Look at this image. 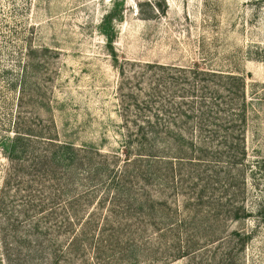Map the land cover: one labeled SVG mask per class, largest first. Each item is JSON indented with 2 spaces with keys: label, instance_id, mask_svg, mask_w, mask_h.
I'll use <instances>...</instances> for the list:
<instances>
[{
  "label": "rangeland",
  "instance_id": "1",
  "mask_svg": "<svg viewBox=\"0 0 264 264\" xmlns=\"http://www.w3.org/2000/svg\"><path fill=\"white\" fill-rule=\"evenodd\" d=\"M146 65L175 68L176 76L196 66L243 77L245 158L229 167L246 196L238 216L214 205L226 203L227 166L135 159L142 144L125 104L160 75ZM20 85L32 137L78 150L71 169L60 167L56 200L81 243L74 264H264V0H0V264H52L48 247L32 254L36 233L21 217V195L6 189ZM171 130L187 137L197 127ZM29 146L45 150L39 141ZM165 149L175 153L174 143ZM197 173L209 180L199 209L181 178L189 184ZM141 174L147 185L137 184ZM126 185L128 198L117 192ZM72 236L61 234L56 245Z\"/></svg>",
  "mask_w": 264,
  "mask_h": 264
},
{
  "label": "trees",
  "instance_id": "2",
  "mask_svg": "<svg viewBox=\"0 0 264 264\" xmlns=\"http://www.w3.org/2000/svg\"><path fill=\"white\" fill-rule=\"evenodd\" d=\"M146 67L159 70L161 73L150 76L149 87L143 89L144 97L137 93L140 90L137 89L134 95L128 96L125 104L127 111L125 118L136 124V142L142 144L135 159L138 162L161 161L168 165L177 162L189 167H196L202 163L227 166L228 172L224 177L226 183L220 193L226 197V203L221 204V200L218 199L214 205L219 210L231 207L235 216H238L239 212L245 210L240 203V197L245 199L246 196L240 185H236L229 167L238 166V162L245 158L244 135L249 101L243 77L200 70L196 66L188 70V76L172 74L175 68L166 69L156 65ZM17 102L18 112L11 127L13 137L7 151V158L11 165L13 164V168L8 176L6 189L12 192L11 187L15 185L14 196L21 195V217L27 219V223L29 222L36 233L34 239L37 248L32 254L42 255L44 249L48 247L54 256L52 264H57L62 258L66 264H74L72 256L78 255L81 243L77 235H74V224L69 219H59L56 200H59L63 193L60 187V167L71 169L69 167H72L74 155L78 150L70 144L50 138L32 137L30 134L32 131L21 117V85ZM190 124H194L197 131L191 133V130H186L187 137L183 133L171 130L176 125ZM144 125L149 126L150 133L143 132ZM34 141L42 142L45 150L38 152L30 147ZM171 143H174L175 153H168L165 149ZM144 145L148 147L149 155H144ZM158 153L165 156H157ZM170 154L175 157H168ZM24 162L26 166L21 165ZM116 174L114 172V175ZM125 175L126 171L122 180ZM139 176L141 181L136 180L137 184L143 182L147 185L150 177L142 174ZM196 176V179L188 177V180H191L189 184L187 180L181 178L184 186L191 191L190 195L195 197L196 209H199L205 204L203 195L207 192L201 184L205 182V185L209 186V180H198L201 177L198 173ZM217 178L222 177L217 175ZM197 181L199 183H196ZM140 186L142 189L139 191L144 193L146 187ZM53 190L56 192L53 193ZM132 190L131 186L126 185L123 190L118 188L117 192H124L123 195L127 197ZM113 201H116V198ZM190 202L187 204L188 207ZM127 209L128 205L123 204L122 213H126ZM75 220L79 222L78 219ZM42 223H48L51 227H41ZM61 234L64 237L73 234L69 241H65L64 246L56 245ZM95 256L96 260L100 259L99 249L96 250Z\"/></svg>",
  "mask_w": 264,
  "mask_h": 264
}]
</instances>
